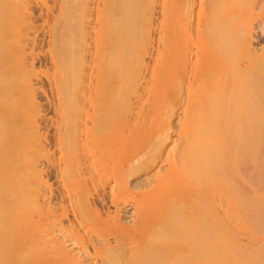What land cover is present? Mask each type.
Listing matches in <instances>:
<instances>
[{"label": "bare ground", "instance_id": "6f19581e", "mask_svg": "<svg viewBox=\"0 0 264 264\" xmlns=\"http://www.w3.org/2000/svg\"><path fill=\"white\" fill-rule=\"evenodd\" d=\"M25 1L0 0V264H264V48L255 47L253 28L258 0H163L162 47L153 83L143 92L156 0H110L115 12L107 5L112 17L99 29V45L84 53L77 42L89 36L90 20L86 14L74 27L70 8L64 9L53 59L59 102L74 114L70 141L61 140L65 153L56 163L44 140L30 141L59 167L68 203L59 210L49 203L41 155H29L23 139L4 130L7 120L21 121L29 110L33 117L38 108L31 68H24L22 26L31 23ZM146 93L147 103L161 107L156 118L150 113L155 124L137 131L133 99L141 103ZM180 105L173 140L171 118ZM138 114L134 122L145 115ZM108 120L124 131L105 145ZM137 175L130 188L128 179ZM110 178L115 207L104 217L90 197ZM123 195L131 198L129 224L121 221Z\"/></svg>", "mask_w": 264, "mask_h": 264}, {"label": "rangeland", "instance_id": "374dc122", "mask_svg": "<svg viewBox=\"0 0 264 264\" xmlns=\"http://www.w3.org/2000/svg\"><path fill=\"white\" fill-rule=\"evenodd\" d=\"M26 1H27L28 5H27ZM26 1H25V4L28 7L27 9L30 11V13L28 12L29 13V17H28V13L26 11L25 17L27 16L26 20L30 21L31 23H28V21H27L28 25L25 24L24 26H22L23 28L21 27L22 31L24 29L23 33H26V35H27L26 36L24 34L25 40H27L26 43L28 44V45L26 44V47H27L26 52L27 53L25 54V57H24L25 58L24 59V61H25L24 62L25 67L24 68H27L26 69L27 71L29 68H31V70L29 69L30 72L28 71L27 73H28V75H30V78H33V82H34L33 85H34V91H35L34 94H35V97L37 99L38 108L36 109L35 115H33V117H30V116L32 114H34L35 110H29V111L33 112V113H31V115L28 114L29 116H27V114H26V117H29V118H26L24 116L21 121H17L18 123L13 122L12 120H7L6 121V128L4 130H6L8 134L9 133L11 134V135L9 134L8 136L12 137L13 136L12 134H15L20 139H23L22 141H24L25 145L27 146L26 151L29 155H34V156H35V154H36V156H37V154H38V156L41 155V154H39L38 151H36L37 147H35L36 145L34 144V143L37 144L38 142H36V141L34 142V140H33V142H30L32 139H37L38 137L41 138L42 141L44 140L43 143L45 146V150H46L48 156L50 157V158L49 157H47V158L52 159L51 161H53L54 157L55 158L58 157L57 159H59L60 158L59 156L62 155L61 154L62 151H64L60 148L61 140L64 144H66V145L69 144L70 139L67 138V135L70 134L72 129H73V119H74L73 112L68 110V109L65 110V106H62V105H66L67 103L65 102L66 104L64 103L61 105L60 103L64 102L63 98L59 99V95L57 94L58 93L57 90H59V88H58L59 87V81H58L59 80V70L57 68L58 66H56V64L54 62L53 55H54L55 48H59V46H60L58 35H60L59 31L61 30V27L63 24L62 23L63 22L62 21L63 16L61 15V13L64 11V9L66 7L70 8V16L69 17L71 18V25L72 26L74 25V27H76V22L78 20H80L83 16L85 17V15L87 14L86 16H88V19L90 20L89 36L87 38H83L82 35H80L79 40L77 42L78 46H79V47L77 46V50H80L81 52H83V51L87 52L89 50V48L93 49V47H96L99 45L97 43V41L99 42V40H98L99 38L97 35L101 34L99 32V29H100V27L102 28V26H105V28H106V24L108 25V23H109L108 20L109 19L111 20V18H109V17H112L111 16L112 14L110 13L111 11L108 10L111 7V1L109 0L107 2L106 0H88V2H87V0H85L87 3V4H85V3H83L84 0H75L73 3L68 4V5L66 3L65 4L60 3L61 0L60 1L59 0H26ZM161 2L163 3V0H156L155 5H153L155 7L154 11H153V13H154L153 18L154 19L152 18V26H151L152 28L150 31L151 36H152L151 37L152 41H151V45L149 48V52L146 56V63L148 65V69H146L147 72L145 71V73H144V76H145L144 80L145 79L146 80L142 82L143 86L141 87V89H142L141 92H143V89L148 90L147 89L148 85H146L148 82L152 81V83H153V79L151 78V75H152L151 72L153 70L151 68L154 67V62L158 59V56L160 54V50L162 47V45L160 43V39H161L160 37H162V34H161L162 30H163L162 25L164 23V21H163L164 19L162 18L163 17V11H162L163 6L162 5L164 3L162 4ZM164 2H165V0H164ZM258 3H259V4H257L258 8L256 10L258 11L259 16L255 17L253 28H254V30H256L254 33L255 34L254 37H255V41H256L255 47L257 46L256 47L257 49H261V48H264V0H258ZM84 4L87 5V9H84ZM107 5H108V9H107ZM106 10H108L109 12L107 11L108 12L107 13ZM110 10L115 12L113 10V7H111ZM85 11H86V13H85ZM140 25H141V22H140ZM26 26H29V28ZM255 26H256V29H255ZM262 27H263V29H262ZM105 28L103 30H105ZM74 33H75V28H74ZM156 63H155V65H156ZM31 73H33V74L31 75ZM146 95H147V93H146ZM146 95L144 96L145 98L143 100L145 106H142L143 102H141L142 103V105H141V103H138V101L134 100L135 98L133 99V102L135 104L134 109H136V107H137V110L133 111V113L135 114L134 116L138 117V115H139L138 113H141L140 115H142V114L146 115V116L142 115L139 117V119H138L139 123L136 121L137 119H135L136 124H134L135 122L133 121L135 117L132 116L133 119L131 117V122H133L132 126L136 125L138 129H136V128H134V129H136L137 131H139L141 129V127L143 128L144 126H148V127L150 126V128H151V125L155 124V123L151 124V122H153L152 116H155V118H156V115H155L156 112L160 111L159 110L161 107L160 105L159 106L158 105L152 106L153 100L152 101L150 100L151 102L149 101V103H147V101L151 98L148 95L147 96ZM107 96H109V95L107 94ZM146 97H149L148 100ZM60 100H62V102H59ZM66 101H67V99H66ZM145 101H146V103H145ZM136 104L138 106L141 105V107L139 108V110L141 109V112L138 110V106ZM62 107H64V110L62 109ZM29 108H31V107H29ZM145 108L148 109V112L146 111ZM157 108H159V109H157ZM182 108L183 107L181 105L178 106L175 114L173 115V118H171V128H172L171 129V136H172L173 140L177 139V132L179 129L178 120L182 117V111H181ZM143 109L146 111V113H143ZM149 109H150V111H149ZM37 112H38V114H37ZM150 113H153L154 115H152ZM150 115H152V116H150ZM143 116H145V117H143ZM81 118L82 117L80 116V119ZM151 119H152V121H151ZM112 120L113 119H111V121ZM146 120H148V121H146ZM154 121H155V119H154ZM14 123H16V124H14ZM108 123H109V126H106L107 130L109 129L112 131L115 128L117 130V129H120V127H121L120 126L121 123H119V125L118 124L116 125L115 123L111 124V122H109V120H108ZM140 123H142L141 126L138 125ZM143 123H144V125H143ZM110 124L113 126V128L111 127L112 129L109 128L111 126ZM113 124H115V125H113ZM114 126H116V127L114 128ZM139 127H140V129H139ZM152 127H154V126H152ZM122 128L123 127H121V129L118 131H116V130L112 131L111 136L110 135L108 136V133L111 134V131L107 132V136L105 138V141H107L105 143H107V144H105V145H110V140H108L109 137L113 138V139H111L112 140L111 144H113L117 140V136L119 137L118 134H121V131L123 130ZM141 131H142V129H141ZM113 132H114V136H113ZM115 132L117 135L115 134ZM62 137H63V139H62ZM39 138H38V140H39ZM66 152H67V150H66ZM64 153H65V151H64ZM64 153H63V155H64ZM69 154L70 153H68L67 156H69ZM43 156L44 155H41V158L39 157V160H41V159L42 160L39 161L41 163L38 165V167H40L44 170V174H43L44 179L43 180H45V181L47 180L46 183H48L49 189L51 190V197L52 198L50 197L49 203L53 204L52 206L59 210L60 204H66L67 203L66 197L63 196L64 192H63L62 181L60 179V175L58 172L59 167L57 168V167L52 165L55 162V160L52 163L49 160L50 164H48L47 163L48 159L45 156H44L45 158H43ZM67 156H65V157H67ZM107 164H108V167H111L112 161H108ZM155 169H156V167L151 169L152 171L150 170L146 174L148 175L149 173H154ZM151 175L152 174H149L148 176H151ZM137 176H134V179L132 177H130V179H128V184H129L130 188L133 187L135 182H137V180H139V177L142 175H139L138 177ZM141 178H143V177H141ZM109 180H110V182L106 183L105 186L99 185V188H97V190H99L100 193L105 195V202L104 203H101L99 201V199H97L99 196L98 194H100V193H97L93 189L91 191L92 196L90 197L92 200V201L90 200V202L93 204V206H94V204L96 206H98V209L101 211V213L104 217L106 216L107 213L113 212L114 207H115L113 203H110L111 202V200H110L111 194L109 192L110 191L109 188L112 186L111 184H114V180L112 178H110ZM133 189H131V190H133ZM140 189H143V188H140ZM133 191H135V193H136L137 189L135 188ZM130 195H132V194H130ZM124 196H126V195H123V197L121 198V202L119 203V208L121 211L120 216H122V220H121L122 222L129 224V223H131L133 208H132V205H130V203H131L130 196L127 195L125 198H124ZM137 196H139V195H137ZM128 199H130V200H128ZM123 200H125V201L123 202ZM94 202H96V203H94ZM66 205H68V203ZM65 222H66V220H65ZM94 227L91 228V226H90L91 231L89 228L88 229L89 232L93 233L92 229L94 231L95 230ZM14 263L11 262V264H14Z\"/></svg>", "mask_w": 264, "mask_h": 264}]
</instances>
